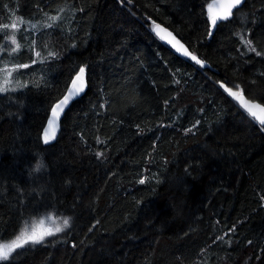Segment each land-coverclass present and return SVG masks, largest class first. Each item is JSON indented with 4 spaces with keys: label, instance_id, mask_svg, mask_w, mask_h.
I'll use <instances>...</instances> for the list:
<instances>
[{
    "label": "trees",
    "instance_id": "1",
    "mask_svg": "<svg viewBox=\"0 0 264 264\" xmlns=\"http://www.w3.org/2000/svg\"><path fill=\"white\" fill-rule=\"evenodd\" d=\"M213 1L0 0V69L27 82L0 94V242L42 214L69 221L0 264H264V129L219 86L264 106V0L211 33Z\"/></svg>",
    "mask_w": 264,
    "mask_h": 264
},
{
    "label": "water",
    "instance_id": "2",
    "mask_svg": "<svg viewBox=\"0 0 264 264\" xmlns=\"http://www.w3.org/2000/svg\"><path fill=\"white\" fill-rule=\"evenodd\" d=\"M244 0H241L240 4H238L236 7H234L232 10H231V14H229L227 16L226 19H218L217 20V23L215 25H213L212 21H211V18H210V15L211 14H216L218 16H222L224 15V12H225V7L223 6L224 4H226L228 2V0H214L210 5H215V7L212 9V12L210 13V9L208 7V16H209V19H210V31L211 33L215 30L216 26L229 19L233 13V11L238 8L242 2ZM158 26V27H157ZM152 33L153 35L155 36V38H157L158 41H160L162 44L166 45L167 47L171 48L178 56L194 63L195 65H198L200 66L202 69H205V68H209V65L203 61H201L200 59H198L196 57V60H199L200 63H197L196 60H193L192 57L194 56L190 51L189 49L183 44V42L173 33L171 32L169 29H167L166 27L162 26V25H155L152 29ZM188 53L187 55L185 53ZM77 78V77H76ZM76 78H74L73 81L76 80ZM78 85H82L83 87V90H84V80L81 81H78L77 82ZM223 85V86H222ZM219 86L220 88L223 90V92L229 96L240 108L241 110H243L250 118H252L257 124H259L261 126V124L255 119L253 118L249 112L245 109V107H242L241 106V101L238 99V98H234L232 95L229 94L228 91H226L225 89H231L233 92H238L237 90L235 89H232L230 87H227L225 84L223 83H219ZM73 92H74V85H73V82L71 83L70 87L68 88V90L66 91V93L64 94V96L54 105L53 109L56 108L57 105H60L61 104V101H63L65 99V97H69V100L66 104H63L61 105L60 108L57 109L59 115L56 119V123L55 125L50 128L49 126V121L52 119L53 117V109L51 111V114H50V117L49 119L47 120L46 122V125L44 127V131H43V139L46 140V132L49 133V136L47 137V142H50V141H53L58 133H59V130H60V121L65 113V111L68 109V107L70 106L71 102L74 101L75 99H77L81 94L82 92H80L78 95H73ZM244 96V95H243ZM244 98H246L244 96ZM247 100L251 101L252 103H258L256 101H252L248 98H246ZM260 104V103H258ZM261 105V104H260ZM263 106V105H261ZM262 127V126H261ZM264 129V128H263ZM54 133V135L52 134Z\"/></svg>",
    "mask_w": 264,
    "mask_h": 264
},
{
    "label": "snow or ice",
    "instance_id": "3",
    "mask_svg": "<svg viewBox=\"0 0 264 264\" xmlns=\"http://www.w3.org/2000/svg\"><path fill=\"white\" fill-rule=\"evenodd\" d=\"M240 2H241V0H228V2L223 5L225 7L224 15L218 16L216 14H211L210 18H211L213 25H215L217 23L218 19H226L227 16L229 14H231V10L234 7H236L238 4H240ZM214 7H215V5H209L210 13L212 12V9ZM52 19H56V18L53 17ZM15 26H16L15 24L12 25V27H15ZM3 27L6 28V27H8V25H3ZM13 43H15L14 39H13ZM245 43H250V42L245 41ZM251 50L255 51V49H251ZM185 54L187 55L188 53L186 52ZM257 55H260V53L257 52ZM192 59L196 60V57L193 56ZM196 62L200 63L199 60H196ZM24 67H27V65H25ZM83 72H84V69L82 68L80 70V75L77 76L75 81H73V85H74L73 95H78L80 92L83 91L82 85L77 84L78 81L82 82ZM2 90L3 89H0V91H2ZM225 90L228 91L229 94L232 95L234 98H238L241 101V106L245 107V109L249 112V114L261 124L262 128H264V106H261L258 103L254 104L251 101L247 100L246 98H244L242 92H233L231 89H225ZM68 100H69V97L66 96L65 99L63 101H61V104L57 105L56 108L53 109V117L49 121L50 128H52L55 125L56 119L59 115L57 109L60 108L61 105L66 104L68 102ZM52 134L54 135V133H52ZM45 135H46L45 142H47V137L49 136V133L46 132ZM141 183H143V181H141ZM68 223H69L68 219H65L64 220V226L66 227L68 225ZM41 224H43V221H41ZM62 230H63V228L57 227V228H55L54 231L45 230V231H42L41 233H39L38 235L33 231L31 234H29L28 225L25 224L24 229L10 243H0V261L8 260L10 257V253H12L15 249L23 247L24 244H27L29 242L34 243V244L35 243H41L45 239L46 236L54 235L56 232H60ZM2 239L3 238L0 237V240H2Z\"/></svg>",
    "mask_w": 264,
    "mask_h": 264
},
{
    "label": "rangeland",
    "instance_id": "4",
    "mask_svg": "<svg viewBox=\"0 0 264 264\" xmlns=\"http://www.w3.org/2000/svg\"><path fill=\"white\" fill-rule=\"evenodd\" d=\"M24 24L28 25L32 29L35 26L32 23H28V22H26ZM15 25H16V23H15ZM15 28H16V26H15ZM13 39L16 42H18V40H19V38H17V36H14ZM15 69H16L15 67L4 68L2 70L0 69V89H3L2 91H0V94H3V93L8 92V91L19 90V89H22L23 87H25L27 85V82L23 78V76L22 77L20 76L19 70H17L15 72ZM64 220L65 219H62V218H60L54 214L46 213V214H42L39 217L28 220L25 224L28 225L29 234H31L34 231L37 235L39 233H41L42 231H45V230L54 231L55 228H57V227L63 228L62 231L56 232L54 235L46 236L45 239L41 242V243H43L45 240H47L53 236H56L58 234H61L62 232L67 230L68 225L66 227L64 226ZM41 221H43V224H41ZM24 227H25V225H24ZM24 227L20 230V232L24 229ZM19 233L17 235H19ZM15 237L13 239H15ZM12 240H9L6 242H0V243H10ZM28 244H34V243L29 242L27 244H24L23 246L28 245ZM35 244H38V243H35ZM16 250L17 249H15L12 253H10V256Z\"/></svg>",
    "mask_w": 264,
    "mask_h": 264
}]
</instances>
